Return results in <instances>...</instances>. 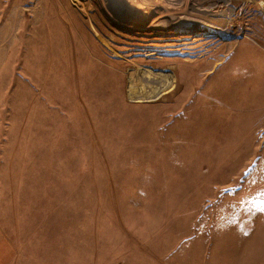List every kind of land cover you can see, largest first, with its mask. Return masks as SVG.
Masks as SVG:
<instances>
[{
  "label": "rangeland",
  "instance_id": "rangeland-1",
  "mask_svg": "<svg viewBox=\"0 0 264 264\" xmlns=\"http://www.w3.org/2000/svg\"><path fill=\"white\" fill-rule=\"evenodd\" d=\"M127 1L0 0V229L24 263L264 264V0Z\"/></svg>",
  "mask_w": 264,
  "mask_h": 264
},
{
  "label": "crops",
  "instance_id": "crops-1",
  "mask_svg": "<svg viewBox=\"0 0 264 264\" xmlns=\"http://www.w3.org/2000/svg\"><path fill=\"white\" fill-rule=\"evenodd\" d=\"M24 256V255H23ZM37 257V258H36ZM0 264H50L47 262L43 254H32L29 251L27 262L24 263V258L21 257V251L15 246L13 239L8 236V233L0 229Z\"/></svg>",
  "mask_w": 264,
  "mask_h": 264
},
{
  "label": "bare ground",
  "instance_id": "bare-ground-1",
  "mask_svg": "<svg viewBox=\"0 0 264 264\" xmlns=\"http://www.w3.org/2000/svg\"><path fill=\"white\" fill-rule=\"evenodd\" d=\"M127 2L128 5L130 4V8L133 9L134 11V14L132 13V15H134V18L138 19V20H141L140 17L143 16V14H138L137 11H143L144 13L148 11L147 8H145L142 4H133L131 0H128ZM158 5V4H157ZM132 12V11H131ZM130 14H128L129 16ZM215 17V16H213ZM132 18V17H131ZM143 18V17H142ZM154 19V18H153ZM152 18H150L149 20L150 21H153ZM151 24V23H150ZM197 24V23H196ZM200 30H202L203 33H210L211 32V29H215L214 26H212V24H209V23H202L200 24ZM153 27V26H152ZM175 29L179 30L181 25H177V26H173ZM214 27V28H213ZM216 30V29H215ZM182 31V30H181ZM179 32V31H178ZM188 32V31H187Z\"/></svg>",
  "mask_w": 264,
  "mask_h": 264
}]
</instances>
